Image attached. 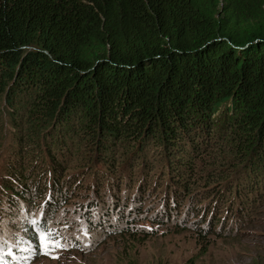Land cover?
<instances>
[{
	"label": "trees",
	"instance_id": "trees-1",
	"mask_svg": "<svg viewBox=\"0 0 264 264\" xmlns=\"http://www.w3.org/2000/svg\"><path fill=\"white\" fill-rule=\"evenodd\" d=\"M0 120L12 132L0 215L35 247L30 221L38 213L48 227L85 169L101 182L88 212L108 196L122 221L148 210L158 226L182 215L201 228L233 190L241 217L264 190V11L241 0H0ZM231 160L252 167L223 178Z\"/></svg>",
	"mask_w": 264,
	"mask_h": 264
},
{
	"label": "rangeland",
	"instance_id": "rangeland-1",
	"mask_svg": "<svg viewBox=\"0 0 264 264\" xmlns=\"http://www.w3.org/2000/svg\"><path fill=\"white\" fill-rule=\"evenodd\" d=\"M241 2L243 8L251 15H259L264 11L263 0H241ZM6 134L7 137L0 132V171L4 163L3 153L6 150L4 155H7V152L12 151L11 130L9 129ZM213 136L218 137V134L213 133ZM216 142L215 138L212 146H216ZM210 151L214 152L216 149ZM88 154L92 157L94 152L88 150L81 153L83 164L89 160ZM153 156L155 159L160 157L154 153L152 156H148V152L144 154V157H148L149 165L156 164ZM82 157L86 159L83 160ZM91 162L95 163L92 158ZM81 164H78L79 169L83 170L84 166L80 167ZM202 165L200 161L201 169ZM98 166L99 163L94 165L97 171H99ZM225 166L218 170L223 178L246 173L252 167L240 163L239 160L234 162L231 160ZM100 171L102 172L101 169ZM151 173L153 176L156 174V172ZM73 174L77 179L75 188L78 195L62 207L48 224L52 230L58 231L66 246L57 248L51 253L41 250L39 244L36 247L31 245L36 248L31 254L17 250L16 257L23 264H264V190L256 194L241 217L233 214L227 204L236 200L232 190L231 195H228L227 203H217L214 211L201 221V228L193 224L192 218L182 220V215L178 221L173 220L177 223L167 222L166 225L158 226L150 220L152 215L148 210L146 214L122 221L121 213L119 212L118 215L109 208L111 198L108 196L102 200L106 204L104 210L99 208L92 209V212L86 211L92 205V200L88 197L98 194L101 182L94 179V174L89 169H85L83 174L77 175L76 172ZM202 178L203 176L196 180L193 190L208 183L207 178H204L205 181ZM154 180L157 179L150 178L151 183ZM122 187L123 195L127 189L125 186ZM139 189L140 186L135 185L132 191L138 192ZM148 191L146 197H150L153 193L151 190ZM126 198L127 194L124 200ZM183 201L181 213L185 212V207L190 202ZM149 203L150 200L145 199L143 208ZM128 204L130 206L125 214L135 215L137 209L130 201ZM124 205L123 208H126ZM34 217L38 219V213ZM210 220L211 230L207 227ZM151 228L154 229L153 234L147 236L146 231ZM84 229L88 231L87 236L83 234ZM20 240L28 241L12 221L0 215V242H6V247Z\"/></svg>",
	"mask_w": 264,
	"mask_h": 264
},
{
	"label": "snow or ice",
	"instance_id": "snow-or-ice-1",
	"mask_svg": "<svg viewBox=\"0 0 264 264\" xmlns=\"http://www.w3.org/2000/svg\"><path fill=\"white\" fill-rule=\"evenodd\" d=\"M35 232L36 239L39 241V248L41 250H47L49 253L54 252L57 248H63L66 245L63 242V238L60 237L58 231L52 230L50 227L45 226L46 222L44 218H41L39 222L37 219L30 221ZM85 236L88 235L86 229L83 230ZM6 245V242H0V264H2L5 256H16V251L27 252L29 254L36 251V248L32 247V241L20 240L18 243Z\"/></svg>",
	"mask_w": 264,
	"mask_h": 264
}]
</instances>
